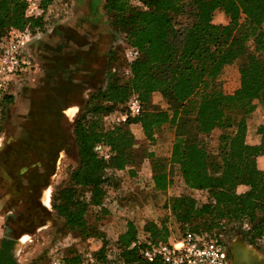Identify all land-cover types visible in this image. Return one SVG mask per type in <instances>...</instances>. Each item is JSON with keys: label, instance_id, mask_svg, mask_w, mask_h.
<instances>
[{"label": "trees", "instance_id": "trees-1", "mask_svg": "<svg viewBox=\"0 0 264 264\" xmlns=\"http://www.w3.org/2000/svg\"><path fill=\"white\" fill-rule=\"evenodd\" d=\"M55 0H40L43 14L37 19L24 16V0H0V42L10 29L44 32L47 9ZM104 12L126 47L138 56L126 63L127 74L110 66L104 85L86 102L75 122L74 137L79 164L66 186L57 190L52 208L63 219L67 232L99 240L94 252L97 264H160L145 261L139 251L147 241L153 245L168 241L165 223L147 221L139 235L132 221L114 240L110 249L100 225L88 223L121 207L118 176L108 170H123L129 177L140 164L132 153V125L142 136L154 141L165 125L174 128L169 156L148 153L143 158L149 176L144 188L163 193L170 184V166H177L188 189L185 195L165 200L175 223L186 231L222 236L235 231L248 244L264 239V169L256 159L264 156V124L256 133V144L246 142L245 117L264 104V0H104ZM221 11L226 23H214ZM242 59L238 65V85L230 93L221 90L222 69ZM143 103V111L123 124L105 127L103 117L123 111L131 95ZM166 100L164 109L154 108L152 96ZM5 98V97H4ZM219 130L216 154L205 147L204 138ZM104 143L111 149L109 162L96 157L93 146ZM238 187L244 188L237 191ZM204 197L197 199L193 193ZM123 195H126L123 193ZM128 198V195L125 196ZM135 243L131 247V244ZM114 255L107 258V253ZM71 256L64 262L77 263Z\"/></svg>", "mask_w": 264, "mask_h": 264}, {"label": "rangeland", "instance_id": "rangeland-1", "mask_svg": "<svg viewBox=\"0 0 264 264\" xmlns=\"http://www.w3.org/2000/svg\"><path fill=\"white\" fill-rule=\"evenodd\" d=\"M130 1L135 5L140 4V0ZM103 3L104 0H55L47 9V22L51 24L50 27L54 26L53 29L48 32L47 28L38 35L41 39H33L28 44L26 58L32 68L22 74L15 84H10L9 94L0 96L1 143L12 133L15 120L19 116L16 112L25 107L31 112L28 104L34 108L35 117L33 116V123L27 127L57 126L65 134H62L61 139V142L65 143L63 148L61 147L62 150H58L57 145L53 147L55 135L48 137L34 134L36 140L46 139V143L57 151L52 150L51 163L47 168L48 178L43 182L42 192L36 190L35 193H30L34 194L35 201L31 210L34 225L28 230L15 232L16 235L27 236H22L14 243L18 264H49L54 259L65 261L75 255L79 258L77 263H82L86 254L90 253L94 257V252L100 247L99 240L95 238H83L77 232H67L63 219L56 214L52 205L57 190L68 184L70 174L79 164L73 130L86 102L107 79L102 71H108L110 66L116 67L121 76L126 71V44L112 25L111 18L104 12ZM227 20L221 11L213 14L214 23H226ZM61 30H64V36L60 34ZM65 37L74 43L72 49L66 48L70 42ZM241 61L242 59L235 61L220 72L217 81L223 92L230 93L237 87V68ZM151 100L154 108L167 107L166 100L158 94H154ZM245 124L246 142L258 143L256 129L260 124H264V104L255 101V108L245 117ZM130 131L134 136L132 153L140 164L136 167L134 176L129 177L126 172L118 175L121 207H111L109 214L101 215L96 220L93 213L88 215V223L100 225L109 242L108 247L113 251L115 235L128 219L135 224L139 235L142 234V225L147 221L165 223L169 230L168 240L180 239L185 231L164 208L166 199L189 193L180 178L178 167H169L170 184L163 193H151L144 188L146 184L143 183L149 174V168L143 163V158L148 153L167 158L174 128L170 125L163 126L152 142L142 136L137 125H132ZM219 134V130H214L204 138L206 149L214 154L217 152ZM263 163L264 158L258 160L259 165ZM2 179L7 180L0 171V181ZM9 190L14 191L15 187ZM123 193L128 195V198ZM27 194H20L19 199L23 200ZM193 196L199 200L204 197L199 192L193 193ZM38 197L42 200L47 198L49 208L40 206ZM237 226L235 225V231L230 229L234 225L229 226L222 235L227 246L232 245L240 253V257L231 264H264V245L258 242L248 244L236 233ZM4 233L5 231H0V236ZM241 251L247 252L244 257L241 256Z\"/></svg>", "mask_w": 264, "mask_h": 264}, {"label": "built area", "instance_id": "built-area-1", "mask_svg": "<svg viewBox=\"0 0 264 264\" xmlns=\"http://www.w3.org/2000/svg\"><path fill=\"white\" fill-rule=\"evenodd\" d=\"M24 16L27 19H37L42 16L43 9L40 0H24ZM54 26L48 27L51 32ZM42 34L39 29L31 33L29 28L23 30L10 29L0 42V96L9 94L10 84H15L16 80L32 68L26 58V47L33 39H41ZM127 62L138 56V51L132 47H126L124 52ZM128 71H125L127 74ZM143 111V103L136 95H131L125 103L123 111L103 117L108 121L105 127H113L123 124L128 118H134ZM96 157L104 162H109L112 156L111 149L104 143H97L93 146ZM116 176L123 173V170H108ZM117 208V207H116ZM258 243L264 245V239H258ZM135 243L131 244V247ZM228 247L222 236H209L207 233L196 231H186L180 239L168 240L157 245L147 241L146 246L139 251L142 259L152 261L154 258L160 264H231L228 254ZM114 257L110 252L107 258ZM49 264H97L96 259L90 254L84 256L82 263H67L60 259H54Z\"/></svg>", "mask_w": 264, "mask_h": 264}, {"label": "flooded vegetation", "instance_id": "flooded-vegetation-1", "mask_svg": "<svg viewBox=\"0 0 264 264\" xmlns=\"http://www.w3.org/2000/svg\"><path fill=\"white\" fill-rule=\"evenodd\" d=\"M61 35L64 36V32ZM65 39L70 42L66 48L72 49L74 47L72 40L67 37ZM27 49L28 46L26 51ZM105 73L106 70H103L102 74L105 75ZM27 106L31 114H28L29 109L26 107L16 112L19 116L15 120L12 133L2 143L3 146L0 149V171L7 179L0 181V231H5L0 236V264H18L14 253V243L24 235H16L15 232L28 230L34 225L31 210L35 201L33 200L34 194L30 195V193H35L36 190L42 192L43 182L48 178L47 168L51 163L52 150H62L65 144L61 142L64 131L57 126L52 128H36L37 125L27 127L33 123L35 117L34 108L29 104ZM34 134L48 137L55 135L53 147L57 145L59 148L49 146L46 139L36 140ZM12 187H15L14 191L9 190ZM25 193H28L26 198L20 200L19 195ZM37 202L40 206L47 208L41 198L38 197Z\"/></svg>", "mask_w": 264, "mask_h": 264}, {"label": "crops", "instance_id": "crops-1", "mask_svg": "<svg viewBox=\"0 0 264 264\" xmlns=\"http://www.w3.org/2000/svg\"><path fill=\"white\" fill-rule=\"evenodd\" d=\"M62 32H64V30H61L60 31V34H62ZM47 37H49V36H47ZM46 37V38H47ZM48 39V38H47ZM40 44L42 43V42H39ZM35 54V53H34ZM28 114H31V112H28ZM17 132H18V129L16 130V132H15V136L17 135ZM2 146H3V144L0 142V149L2 148ZM168 153H167V157H168ZM264 158V156H259V157H257V159H256V162H257V166H258V168H260V169H264V163L262 164V165H259L258 164V160L259 159H263ZM148 176H149V174H148ZM147 176V177H148ZM244 190V188H242V187H238V189H237V191H243ZM128 221H131V220H125V222H124V224H123V227H121V229L117 232V234L115 235V240L117 239V236H118V234L119 233H121V232H124L125 231V229H126V223L128 222ZM120 225V224H119ZM134 226H135V224H134Z\"/></svg>", "mask_w": 264, "mask_h": 264}, {"label": "water", "instance_id": "water-1", "mask_svg": "<svg viewBox=\"0 0 264 264\" xmlns=\"http://www.w3.org/2000/svg\"><path fill=\"white\" fill-rule=\"evenodd\" d=\"M228 250L230 252V262H231V258H232L231 263H234L235 259L237 260V258L240 257V253L237 251V249H234V247H232V245H230V244L228 246ZM245 253H247V252L241 251V256L244 257ZM233 259H234V261H233Z\"/></svg>", "mask_w": 264, "mask_h": 264}, {"label": "bare ground", "instance_id": "bare-ground-1", "mask_svg": "<svg viewBox=\"0 0 264 264\" xmlns=\"http://www.w3.org/2000/svg\"><path fill=\"white\" fill-rule=\"evenodd\" d=\"M43 203H44L45 206H47V207L49 208V204H50V203H48V199H47V198H45V199L43 200ZM23 237L25 238V237H27V236L24 235ZM24 238H23V240H24Z\"/></svg>", "mask_w": 264, "mask_h": 264}]
</instances>
